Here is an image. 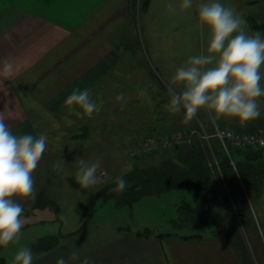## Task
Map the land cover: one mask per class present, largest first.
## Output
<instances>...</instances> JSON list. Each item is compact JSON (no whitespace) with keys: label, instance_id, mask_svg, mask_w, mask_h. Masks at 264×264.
I'll list each match as a JSON object with an SVG mask.
<instances>
[{"label":"crops","instance_id":"crops-1","mask_svg":"<svg viewBox=\"0 0 264 264\" xmlns=\"http://www.w3.org/2000/svg\"><path fill=\"white\" fill-rule=\"evenodd\" d=\"M157 1L150 0L148 9L144 11L147 16L152 15V5ZM167 1L166 5L172 2L176 6V0ZM240 1L250 7L248 17L253 29H264V0ZM139 5V0H0V112L14 134L39 137L40 127L48 131L65 127V122L67 124L71 119L77 122L72 127L83 124V120L96 119L83 117L84 111L77 105L65 104L72 90L79 88L89 90L97 104L95 116L99 112L100 120H105L101 129L106 131L94 133L106 139L112 136L109 120L114 119L117 111L109 105L114 104L115 97L108 100L104 96L106 92L99 96L95 89L113 90L110 73L114 68L123 74V80L138 81L139 97L147 81L148 88L151 87L149 83L154 82L153 72L156 77L151 69V75L146 73V41L141 30L143 11ZM131 24L136 26L131 28ZM124 26L128 27L124 29ZM120 32H125L123 39L126 40H130L131 33L136 34L137 54L141 57L138 56L136 63L133 59L123 60L125 54L114 48V41L122 36ZM151 37L154 42L151 54L157 61L163 52L160 48L162 43L160 39L156 41L153 34ZM6 61L13 63L11 75L4 74ZM263 103L264 95H261L257 98L260 116L245 121L244 125L236 118L218 125L254 129L263 120ZM126 105L121 104L120 112L129 107L125 115L118 114L121 120L126 115H134L129 109L136 111V123L127 126V131L122 133L130 141L136 140L139 131L146 135L197 126L183 116L181 121L185 120V125L179 120L181 116L175 117L160 108L154 110L155 117L148 118L146 109ZM44 135L49 134L46 132ZM47 151L46 145L40 161L46 157ZM35 184L34 181V187ZM38 189L35 188L27 198L13 199L28 210L40 193ZM91 193L94 192H87V198ZM119 220L117 215L106 214L96 218L93 210L86 211L80 226L61 235L53 248L32 250L31 245L33 264H56L60 257L68 264H80L84 259L89 264H242L238 251L222 235L185 239L167 233L159 237L156 235L160 233L151 226L130 227L135 217L123 219L126 220L124 223ZM146 227L153 232L148 236L139 235ZM73 253L79 259H70Z\"/></svg>","mask_w":264,"mask_h":264},{"label":"rangeland","instance_id":"rangeland-1","mask_svg":"<svg viewBox=\"0 0 264 264\" xmlns=\"http://www.w3.org/2000/svg\"><path fill=\"white\" fill-rule=\"evenodd\" d=\"M167 2V0H158L155 5L153 4L151 16H147V13L145 14L144 11L141 13L143 17L141 19V30L146 41V73L150 75L152 71L156 73L155 77L153 72L154 82L149 83L151 87L148 88L147 81L146 86L143 88V90H146V96L142 97L140 95L139 97L138 81L133 80L128 82L127 80H123V74L117 72V68H114V72L110 73V76L113 77L111 81V85L114 86L112 91L108 92L105 89L103 91L100 88L95 89L99 96L103 92H106L104 96L108 100L110 97H115L114 104L109 105L117 111L114 119L109 120L111 125L108 127H110L111 131L109 132H111L112 136L106 139L105 137L101 138L100 134L94 133L100 130L106 131V129H101L104 126L105 120H100L101 114L99 112L96 116L94 112L91 115L82 112L83 117L88 118V116H92V118H96L82 121L89 128H82V124L72 127L77 123L73 119L69 120L67 124L64 121L66 129L65 127H61V129L51 128L45 131V128L40 127L42 129L40 134L44 135L46 132L49 134L46 136L48 151L46 157L38 163L32 176L36 182L35 188H39V194L43 196L42 200L49 199V203H47V207L42 206L41 203L36 205L32 210H29V214L22 213L21 219L24 223L17 238L7 246L0 245V258H3L6 264H13L15 255L21 249L29 248L39 239L53 236H58L59 239L61 235L67 234L79 227L80 222L84 219V213L88 211L89 198H87V195L89 194L87 192H98L105 185L123 176L125 172L133 167L134 163H145L143 156L134 157L131 154V150L137 143V140L145 136L143 132H138L139 135L135 141L125 139L122 134L124 131H127V126H133L136 123V111L129 109L128 111L134 115H126L121 120L120 115H125L129 108L127 107L124 112H120L121 104L122 106L123 104H127L136 107V109L139 107L144 110L146 109L148 118L155 117L154 110L160 108L162 111L171 112V115L175 117L181 116L179 117L180 122L186 125L185 120L181 121L183 116L189 119L185 115L184 110H181L179 113H173L166 107L171 100L169 95L170 89L177 93L184 91L183 85L173 81L172 77L177 68L185 66L191 57L208 54L207 48L210 33L206 26L201 31L198 19V5L201 2H217V0H192V6L187 9L181 7L183 0H176V6H173L172 9H169V5H166ZM218 2L225 7L235 9L242 16L246 21L243 27L249 34L254 31L264 32L263 28L253 29V24L248 17L250 8L248 5H244L240 0H218ZM171 5H173L172 2ZM136 22L138 29V21L136 20ZM130 26L134 28L136 24H131ZM127 27L124 26V29ZM151 34L154 35L156 41L160 39L162 43L160 48L163 52L157 61L151 54V44H154ZM119 35L122 36L120 39L114 41V48L125 54L122 56L123 60L133 59L136 63L139 56L137 54L139 45L136 34L131 33L130 40L123 39L125 32H120ZM140 47L144 49L143 45ZM139 58L141 59L140 56ZM149 66L150 68H148ZM211 66L213 65H209L208 67ZM260 73L261 86H264V65L261 66ZM131 75H136V73H131ZM101 85L99 84L100 87ZM120 93L124 94L122 103L116 99ZM104 96L103 98H105ZM228 119H231V117H216L213 112L204 108L200 109L193 118L189 119L197 126L181 129L189 131L194 129L202 133V129L204 128L206 132L208 131L211 134L214 123L223 124ZM37 122L39 121L37 120ZM75 133H81L82 135L86 133L90 134V136L73 137L72 135ZM199 133H196L198 134V138L204 141L199 136ZM216 140L212 137L209 142L204 141L203 143L208 144L209 148L213 150L212 146ZM216 149L219 151L218 148ZM248 150L250 151V149ZM263 152L264 150H262ZM218 155L222 157V154ZM234 157L237 159L242 158L244 157V152H236ZM80 158L92 162L97 159L102 160L99 173L104 172V183L88 188L77 184V161ZM61 160L64 161L65 165L58 171L57 164ZM157 160L158 157H155L150 162H157ZM148 162L149 160H147ZM258 187V189H253L252 191L244 189L243 194L237 197L243 207V212L251 218V224L243 225L238 216L237 209L233 207L230 193L227 189L225 192L230 206H224L221 209L224 221L221 228L224 231L228 229L230 235L233 237L235 249L241 257L242 264H264V183ZM191 199V196L185 190L175 189L163 194L143 196L128 205H118L114 199H109L105 202L100 201L94 206L93 212L96 214V218L99 215H117V217H120L122 223L126 221H123V219L128 220L132 216L135 217V221H132L130 227L141 226V224L142 226H151L160 234L173 233L180 236L199 233L203 236H209L211 235L210 230L217 231V226L196 227L174 224L173 219L180 218L178 206L182 201L190 202ZM51 205L56 206V208L49 207ZM136 223L138 225H135Z\"/></svg>","mask_w":264,"mask_h":264},{"label":"clouds","instance_id":"clouds-1","mask_svg":"<svg viewBox=\"0 0 264 264\" xmlns=\"http://www.w3.org/2000/svg\"><path fill=\"white\" fill-rule=\"evenodd\" d=\"M191 6L192 0H183L181 5L184 9ZM168 7L172 9L173 5ZM198 19L201 31L206 26L210 33L208 54L193 56L185 66L177 68L172 79L182 84L184 91L177 93L170 89L171 100L166 107L173 113L184 110L189 119L204 108L216 117H231L240 121L258 118L261 113L257 98L264 95L260 73L264 65V32L249 34L243 27L246 21L242 16L218 0L201 2ZM3 71L5 75H11L13 63L6 61ZM146 94V90L140 93L142 96ZM116 99L124 100V94L120 93ZM65 104L77 105L89 115L97 110L88 89H73ZM46 145V135L14 134L0 112V245L7 246L16 239L23 226V204L13 197L23 199L34 193L32 173ZM101 163V159L94 162L78 159L77 182L85 188L104 183L99 173ZM63 165L64 161H59L57 170H61ZM127 186L123 176L118 177L114 191L123 192ZM70 259L77 260L79 257L73 253ZM13 264H33L31 249H21L15 255ZM56 264L68 262L60 257ZM80 264H89V261L84 259Z\"/></svg>","mask_w":264,"mask_h":264},{"label":"trees","instance_id":"trees-1","mask_svg":"<svg viewBox=\"0 0 264 264\" xmlns=\"http://www.w3.org/2000/svg\"><path fill=\"white\" fill-rule=\"evenodd\" d=\"M149 4L150 0H140V10H147ZM81 127L89 128L84 124ZM72 136L88 137L90 134L75 133ZM204 141L196 135L191 146L178 145L170 150L143 155L145 163H134L133 167L123 175L127 181V188L123 192L114 191L116 181H113L98 192L91 193L88 211H92L94 205L99 201L114 199L118 205H128L146 195L163 194L175 189L185 190L192 199L190 202L182 201L178 206L180 218L173 219L174 224L196 227L217 226V231L210 230V236L222 235L235 247L234 239L228 229L224 231L221 228L224 222L221 209L224 206H230L225 190L229 191L233 207L237 209L243 225L251 224V218L243 212V207L237 197L243 194L244 189L252 191L264 183V152L262 153L264 147L232 148L228 154L218 140L213 144V150L209 148L208 144H204ZM236 152H244V157L235 158ZM218 154H222V157H219ZM155 157H158L157 162H150ZM147 160H149L148 163ZM77 184L80 185L78 182ZM42 197L41 194L37 195L33 206L28 210L25 209L23 213L29 214V210L40 203L47 207L49 199L42 200ZM49 207L56 208L52 205ZM152 232L145 228L140 231L139 235L148 236ZM168 234H157L156 236L162 237ZM180 237L185 239L202 238L203 235L195 233L180 235ZM57 242L58 236L43 237L31 248L32 250H48L53 248ZM0 264H6L3 258H0Z\"/></svg>","mask_w":264,"mask_h":264},{"label":"built area","instance_id":"built-area-1","mask_svg":"<svg viewBox=\"0 0 264 264\" xmlns=\"http://www.w3.org/2000/svg\"><path fill=\"white\" fill-rule=\"evenodd\" d=\"M263 120L254 129L246 127L235 128L220 126L217 123L213 124V131L211 134L203 128L202 133L196 130L185 129H171L161 131L153 134H147L133 146L131 154L134 157L153 154L156 151L170 150L175 146H191L194 137L199 133L207 142L210 138L217 139L223 149L230 154L232 148L246 149L254 147H264V104L262 105ZM241 124H246L241 121ZM104 174V172L100 173Z\"/></svg>","mask_w":264,"mask_h":264}]
</instances>
